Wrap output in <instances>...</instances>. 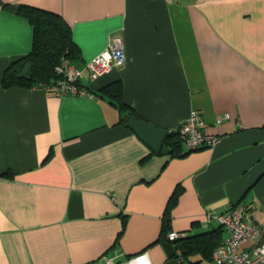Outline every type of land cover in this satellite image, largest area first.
<instances>
[{"label":"crops","instance_id":"crops-1","mask_svg":"<svg viewBox=\"0 0 264 264\" xmlns=\"http://www.w3.org/2000/svg\"><path fill=\"white\" fill-rule=\"evenodd\" d=\"M20 3L70 24L91 93L3 85L33 45ZM111 38L126 60L92 77L86 64ZM116 79L138 117L178 130L196 108L219 140L159 154L100 90ZM238 203L264 222V0H0V264H107L141 251L151 264H215L207 237L191 236Z\"/></svg>","mask_w":264,"mask_h":264},{"label":"built area","instance_id":"built-area-1","mask_svg":"<svg viewBox=\"0 0 264 264\" xmlns=\"http://www.w3.org/2000/svg\"><path fill=\"white\" fill-rule=\"evenodd\" d=\"M126 60L124 44L120 38H111L108 46L87 62L86 68L92 77L110 71L115 66H121ZM56 70L61 74L57 82L44 85L43 88L51 93L85 94L91 93L87 87L79 83L83 75L74 62L68 57H62ZM218 116L217 122L223 120ZM206 121L199 109H192L189 115L179 125L184 136L185 146L195 149L202 145H211L220 138L218 134L206 130ZM249 210L243 203H238L227 212H209L219 220L226 236L213 251L215 264H264V222H254L249 219ZM180 236L178 231H170L169 237ZM247 244V245H246ZM107 264H151L145 251L133 254L127 260L119 261L107 258Z\"/></svg>","mask_w":264,"mask_h":264},{"label":"trees","instance_id":"trees-1","mask_svg":"<svg viewBox=\"0 0 264 264\" xmlns=\"http://www.w3.org/2000/svg\"><path fill=\"white\" fill-rule=\"evenodd\" d=\"M15 10L26 16L32 23L34 28L33 45L29 53L19 57L9 64L4 72L2 83L4 86L25 85L43 87L47 84H53L61 77V74L56 70V66L61 61L62 57H68L73 60L78 53V45L73 39L72 29L70 24L58 12L29 5V4H12ZM30 62L32 64V76L24 77L20 75L21 70ZM104 94L113 99L121 113L120 122L127 123L131 114L134 113L130 105L125 101L124 89L121 79H116L103 86L100 89ZM184 136L178 130H169L163 144V148L159 154H169L171 156H180L187 152L183 148ZM146 155L143 159H147ZM10 172H6L9 174ZM4 174V173H3ZM176 194L173 198H176ZM170 217L165 216L162 226V235H165L170 228ZM222 225L214 230L195 234L191 237L206 236V256H210L222 239ZM180 235L174 239L168 238L174 242L175 247H180L182 251L192 252L195 243L191 237H183Z\"/></svg>","mask_w":264,"mask_h":264},{"label":"water","instance_id":"water-1","mask_svg":"<svg viewBox=\"0 0 264 264\" xmlns=\"http://www.w3.org/2000/svg\"><path fill=\"white\" fill-rule=\"evenodd\" d=\"M20 75L28 78L32 76V64L30 62L26 63ZM128 124L135 129L138 135L146 141L154 151H160L169 131L168 129L158 127L138 117L136 114H131Z\"/></svg>","mask_w":264,"mask_h":264}]
</instances>
